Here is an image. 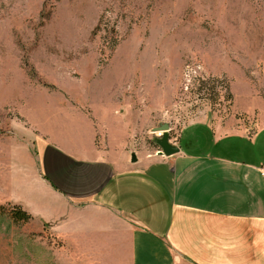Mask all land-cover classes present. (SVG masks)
Listing matches in <instances>:
<instances>
[{
    "label": "rangeland",
    "instance_id": "rangeland-1",
    "mask_svg": "<svg viewBox=\"0 0 264 264\" xmlns=\"http://www.w3.org/2000/svg\"><path fill=\"white\" fill-rule=\"evenodd\" d=\"M257 104L264 0H0V206L31 216L0 217V264L104 262L69 247L66 216L42 213L43 199L66 205L39 180L37 145L53 127L161 157L195 123L182 149L208 143L205 122L252 135Z\"/></svg>",
    "mask_w": 264,
    "mask_h": 264
},
{
    "label": "crops",
    "instance_id": "crops-1",
    "mask_svg": "<svg viewBox=\"0 0 264 264\" xmlns=\"http://www.w3.org/2000/svg\"><path fill=\"white\" fill-rule=\"evenodd\" d=\"M256 107L250 136L232 121L205 122L208 143L182 149L195 123L181 131L177 154L135 161L113 140L97 147L94 131L63 138L53 127L37 145L39 180L66 205L41 197L42 213L66 216L69 247L103 264L124 255L130 264H264V106Z\"/></svg>",
    "mask_w": 264,
    "mask_h": 264
},
{
    "label": "trees",
    "instance_id": "trees-1",
    "mask_svg": "<svg viewBox=\"0 0 264 264\" xmlns=\"http://www.w3.org/2000/svg\"><path fill=\"white\" fill-rule=\"evenodd\" d=\"M6 216L12 224H26L31 220L30 214L18 206L2 207L0 206V217Z\"/></svg>",
    "mask_w": 264,
    "mask_h": 264
},
{
    "label": "water",
    "instance_id": "water-1",
    "mask_svg": "<svg viewBox=\"0 0 264 264\" xmlns=\"http://www.w3.org/2000/svg\"><path fill=\"white\" fill-rule=\"evenodd\" d=\"M161 151L158 152L157 155L161 156V157H170L173 156L175 154H177L179 152V148L177 147H169L167 145H162L161 144ZM132 160L135 161L136 160V155L135 153H132Z\"/></svg>",
    "mask_w": 264,
    "mask_h": 264
},
{
    "label": "built area",
    "instance_id": "built-area-1",
    "mask_svg": "<svg viewBox=\"0 0 264 264\" xmlns=\"http://www.w3.org/2000/svg\"><path fill=\"white\" fill-rule=\"evenodd\" d=\"M259 175L264 178V167L258 169Z\"/></svg>",
    "mask_w": 264,
    "mask_h": 264
}]
</instances>
